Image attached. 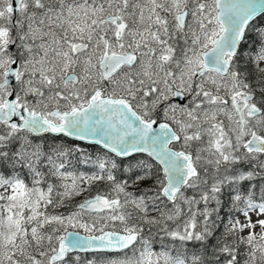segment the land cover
<instances>
[{
	"label": "snow or ice",
	"instance_id": "snow-or-ice-1",
	"mask_svg": "<svg viewBox=\"0 0 264 264\" xmlns=\"http://www.w3.org/2000/svg\"><path fill=\"white\" fill-rule=\"evenodd\" d=\"M0 264H264V0H0Z\"/></svg>",
	"mask_w": 264,
	"mask_h": 264
},
{
	"label": "flooded vegetation",
	"instance_id": "flooded-vegetation-1",
	"mask_svg": "<svg viewBox=\"0 0 264 264\" xmlns=\"http://www.w3.org/2000/svg\"><path fill=\"white\" fill-rule=\"evenodd\" d=\"M86 147H88V150L91 152L96 153V151H97V146H86Z\"/></svg>",
	"mask_w": 264,
	"mask_h": 264
},
{
	"label": "trees",
	"instance_id": "trees-1",
	"mask_svg": "<svg viewBox=\"0 0 264 264\" xmlns=\"http://www.w3.org/2000/svg\"><path fill=\"white\" fill-rule=\"evenodd\" d=\"M254 38V37H253ZM93 154H95L94 152H92ZM97 187H100V188H102L103 187V185H98ZM95 190V189H94ZM156 247L158 248L159 247V245H156Z\"/></svg>",
	"mask_w": 264,
	"mask_h": 264
}]
</instances>
